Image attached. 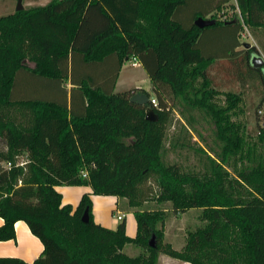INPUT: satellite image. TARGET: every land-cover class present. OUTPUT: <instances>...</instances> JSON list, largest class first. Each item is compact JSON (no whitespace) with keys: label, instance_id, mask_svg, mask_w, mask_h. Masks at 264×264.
Returning <instances> with one entry per match:
<instances>
[{"label":"trees","instance_id":"16d2710c","mask_svg":"<svg viewBox=\"0 0 264 264\" xmlns=\"http://www.w3.org/2000/svg\"><path fill=\"white\" fill-rule=\"evenodd\" d=\"M229 1L50 0L0 16V241L15 239V223L24 220L44 246L32 262L0 256V264H157L160 253L191 264H264V125L249 141L232 118L241 96L226 91L220 102L211 74L215 64L235 60L264 79L251 65L256 47L240 48L245 25L264 28V0H236L242 19L218 18L215 12ZM199 17L214 23L199 27ZM227 33L232 41L222 56L202 43ZM26 58L34 65L23 63ZM132 58L147 71L153 95L142 88L114 92ZM46 89L55 93L43 94ZM138 91L149 95L157 119H147V106L130 100ZM175 102L185 125L171 146L201 154L202 171L163 160ZM9 106L28 107L30 124L7 115ZM199 119L213 125L217 148L208 147ZM193 133L204 145L191 143ZM22 153L24 164L17 161ZM150 176L160 202L171 201L178 212L202 209L203 224L188 232L182 249L162 242L160 210L134 209L131 237L125 219L115 229L93 219L90 193L73 206L56 189L89 184L94 194L139 207ZM127 244L143 251L130 255Z\"/></svg>","mask_w":264,"mask_h":264},{"label":"rangeland","instance_id":"374dc122","mask_svg":"<svg viewBox=\"0 0 264 264\" xmlns=\"http://www.w3.org/2000/svg\"><path fill=\"white\" fill-rule=\"evenodd\" d=\"M50 0H21L23 8H29L37 5H43ZM19 5V0H0V16L14 12ZM218 18L221 19H242L240 10L237 6L236 0H231L225 4L221 10L215 12ZM187 18L190 16L186 14ZM222 39H226L224 43ZM242 45L241 49H245L244 43H249L256 47V54L264 57V28H255L244 26L241 34ZM232 38L229 33L211 34L202 39L205 48L212 50L218 56H222L230 46ZM213 42V43H212ZM223 42V43H222ZM253 51V52H254ZM244 54V52H243ZM241 62V61H240ZM239 61L232 60L217 63L212 67L211 74L214 81L217 82L216 87L222 92L219 95V101H225L226 91H233L239 93L241 101L238 107L232 112V118L241 126V132L247 136L249 141L257 140L258 127L264 125V79L260 78L257 73H250L243 68L244 64ZM241 66L239 67L238 65ZM238 66V71L236 67ZM131 74H133L131 76ZM131 76V77H130ZM264 77V74L262 73ZM151 79L142 72V68L131 67L128 63L127 68L121 72L120 78L115 87V91H123L128 89L131 84L139 85L144 89L150 91ZM151 92V91H150ZM156 98V97H155ZM173 114L170 122L167 125L165 137V150L163 160L166 163H177L181 166L183 171L199 172L204 169V162L201 154L197 153L191 148H173L171 141L182 130L185 125V119L180 114V104L175 102L172 104ZM7 115L16 119L21 125L30 124L29 117L31 115L30 109L23 106H9L3 108ZM198 130L203 134L208 147L217 148L218 141L215 138L213 125L206 123L199 119L197 123ZM189 140L194 146L204 145V142L199 139L196 133H193ZM17 161L24 164L27 161L26 153L17 156ZM230 169V168H228ZM142 188L146 191V200L139 207H131L128 205L127 198H122V204L129 210L138 208H145L149 210H160L164 213V236L162 242L171 244L176 249H182L186 244V237L189 231L195 230L198 226L203 224L201 220L202 209L192 208L184 212L174 210L171 201H159L157 199L159 187L156 176H150L143 184ZM205 222V221H204ZM161 226V225H160ZM143 251L142 247L133 244L130 251L133 256L140 254Z\"/></svg>","mask_w":264,"mask_h":264},{"label":"crops","instance_id":"0c3cea01","mask_svg":"<svg viewBox=\"0 0 264 264\" xmlns=\"http://www.w3.org/2000/svg\"><path fill=\"white\" fill-rule=\"evenodd\" d=\"M134 59L125 60L117 77L115 87L120 78L121 72L127 68L128 63L131 64V67L142 68V72H145L146 76L149 77L147 71L143 67L140 61L137 60V63H133ZM28 65L33 66L34 62L28 61ZM133 74H131L132 76ZM130 76V77H131ZM65 86L69 91L72 87V84L67 81ZM153 85L151 83V89ZM133 88H142L143 87L135 84H131L128 89ZM46 91L43 94L52 95L54 91ZM56 90V89H55ZM123 90V91H125ZM146 90V89H145ZM152 93V90H150ZM144 92V91H141ZM153 95V93H152ZM56 189L62 194V203H71L73 206H76L84 193H90L91 199L93 201L92 213L93 219L106 227L115 229L119 222L122 219L126 220V233L127 235L134 237L137 234V220L133 213V210L127 209L123 204L121 197L116 195H102L94 194L93 188L91 185L87 184H61L56 185ZM118 216H121L119 218ZM3 223V218L0 216V225ZM16 238L10 240L0 241V256H15L19 257L27 262L34 261L42 252L44 246L42 241L38 236L32 233L28 224L24 220H18L15 223ZM133 244H127L124 248L128 254H131ZM157 264H191L188 261H184L178 258H174L165 253H160Z\"/></svg>","mask_w":264,"mask_h":264},{"label":"water","instance_id":"95a60500","mask_svg":"<svg viewBox=\"0 0 264 264\" xmlns=\"http://www.w3.org/2000/svg\"><path fill=\"white\" fill-rule=\"evenodd\" d=\"M23 6L21 4V0H19V5L17 7V10H20L22 9ZM214 23V20L212 19H205V18H202V17H199L195 20V24L198 25L199 27H204V26H207V25H211ZM245 47L249 48L251 45L249 43H244ZM29 59H24L23 60V63H28ZM251 65L254 67V68H260L262 70V73L264 74V57L262 55H258L256 54V52H254L252 55H251ZM149 95L145 92H141V91H138L136 92L135 94H133L130 98V100L132 102H137L139 104H145L147 106V112H146V118L149 119V120H155L157 119V115L156 113L154 112L153 108L150 106V103H149ZM82 220L84 222H87L89 220V214H88V209L85 210V212L83 213V216H82ZM150 245L151 246H155L156 245V241H155V235H153L149 241Z\"/></svg>","mask_w":264,"mask_h":264},{"label":"built area","instance_id":"2783aa9c","mask_svg":"<svg viewBox=\"0 0 264 264\" xmlns=\"http://www.w3.org/2000/svg\"><path fill=\"white\" fill-rule=\"evenodd\" d=\"M133 59H134L133 63L136 64L137 63V59L136 58H133ZM151 103H153L154 105H157V100H156V98L154 96L151 97ZM4 165L10 167L11 166V162H5ZM83 175L87 176V172H84ZM118 217L121 218V216H118Z\"/></svg>","mask_w":264,"mask_h":264}]
</instances>
